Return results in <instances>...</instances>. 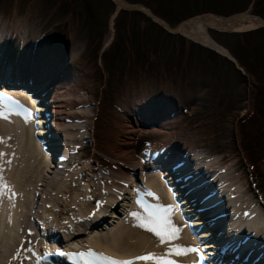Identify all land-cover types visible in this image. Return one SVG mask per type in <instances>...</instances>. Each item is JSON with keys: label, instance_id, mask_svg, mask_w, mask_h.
<instances>
[{"label": "rangeland", "instance_id": "374dc122", "mask_svg": "<svg viewBox=\"0 0 264 264\" xmlns=\"http://www.w3.org/2000/svg\"><path fill=\"white\" fill-rule=\"evenodd\" d=\"M120 1L137 5L140 11L117 9L113 0H0V23H6L9 31L13 29L18 34L29 30L36 38L52 34L65 37L60 40H66L62 43L64 50L76 57L72 64L79 65L82 85L68 96L86 98L83 111L97 112L88 118L94 122L93 135L90 130L78 133L80 140L75 144L79 150L71 155L81 166L90 163L96 172L97 177L91 176L86 182L105 191L113 188L115 194L118 187L123 193L135 184L142 187L149 170L139 167L144 163L143 153L156 143L169 140L175 146L172 139L181 136L194 151L199 165L204 162L200 157L214 159L213 163L224 168L225 177L239 183L244 203L254 207L258 201L264 209V24L241 31L208 29L210 37L227 50L237 65L174 32L180 24L206 16L231 18L249 12L264 21V0ZM142 9L170 31L154 23ZM155 91L173 95L181 106H187L188 113L178 117L168 130L141 125L129 159H114V151L110 150L118 142L125 121L132 122L124 111L131 112ZM72 111L74 114L75 108ZM1 131L0 151L4 148L3 160L9 166L0 165V191L4 193L0 197V212L4 209L0 218V264L13 262L20 249L21 264H27L29 249L44 242V236L40 237L45 226L42 215L53 194L50 185L45 184L41 195H36L40 204L33 216L25 198L32 174L38 172L42 163L48 165L53 160L44 145V158L39 160L35 155V162H31L32 157L21 158L18 140L10 134L3 136ZM152 167L150 170H154ZM66 172L73 177L78 171ZM78 175L80 180L84 176ZM100 176L109 179L102 180ZM122 179L127 180V185L117 184ZM79 184L73 182L71 188L84 191ZM64 198L59 209L67 210L69 199ZM108 205L105 209L109 215L117 212L118 205ZM14 211L19 212L17 216ZM55 219V214L52 219L49 217L52 222ZM6 224L9 228H5ZM84 235L87 231L81 237Z\"/></svg>", "mask_w": 264, "mask_h": 264}, {"label": "bare ground", "instance_id": "6f19581e", "mask_svg": "<svg viewBox=\"0 0 264 264\" xmlns=\"http://www.w3.org/2000/svg\"><path fill=\"white\" fill-rule=\"evenodd\" d=\"M113 1L117 9L126 7L120 0ZM146 14H149L147 10ZM261 24H264L262 19L253 17L249 12H246L231 18L198 17L179 25L175 30L191 41L212 47L226 54L227 50L210 37L208 29L241 31ZM12 31L14 30L12 29ZM12 31H9L6 23H0V32H2L0 34V97L6 95L8 98L7 100H0V113L4 117L0 118L1 133L3 136L10 134L18 140L21 158L25 156L32 157L31 162H35L37 155L39 160L44 158L46 155L43 152L44 145L45 149L50 151V157L54 161L48 165L42 163L41 168L39 167L40 170L38 168V172L32 174L29 193L25 198L27 210L33 216L39 208L37 204H40V202H37L36 195H41L40 192L43 191L45 184L50 185L53 194V197L52 195L48 197V205L45 206L44 215H42V222L45 226L40 237L44 236V242H41L40 245L37 243V248L29 249L27 264H71L69 259H66V254L87 253L89 250L103 256L109 255L114 260L119 258L122 261H133L134 264H155V261H143L137 258L152 253L159 255L167 253L169 250H173L172 255L166 256L164 259H170L174 264H264V235L253 237L255 233H261L258 232L260 229L264 234L263 204L257 201L254 205L252 202L251 204L254 207L250 206L248 208L240 198L242 208H231V197H238L240 193L239 183L234 182V180H232L234 183L230 181L231 186L228 189L225 187L219 191L210 187L192 191V189H197L199 185L196 184L191 189L188 185L189 180L190 186H192V182H196L195 177H198L187 167L188 161H191L188 154L193 152L190 146L185 148L189 152L184 157L185 154H182V150H178L176 146L172 147L170 140L164 142V144L156 143L157 145H154L151 151L149 149L146 152L157 153L159 149L162 150L165 159L164 164L161 167L158 164L159 162L155 161L152 163L155 166L154 170L149 172L151 167L147 163L145 165L141 163L139 167L144 171L149 168L144 185L139 187L135 184L134 188L131 187L127 193H123L124 190L121 187L117 188L115 194L111 191L113 188L105 191L103 187L99 189V187L87 183L86 181H90L89 177H97L96 172L92 170L90 163H84L81 166V163L77 162V159H72L71 155L79 150L75 144L80 140L78 133H86L90 130V136L93 135L94 128L92 126H94V122L92 123L88 118L97 113L92 114L89 112L85 114L82 108L85 107L83 105L87 102L86 98L81 100L68 96L70 92L77 91L82 85L81 76L78 73L80 68L77 67L79 65L73 66L71 64L72 68H70L69 63L65 62L66 59L62 60L57 56H48L50 53L48 49H40L39 41L44 42L50 37L36 38V35H32L29 30H24L23 33L18 32L15 36ZM30 36H33L32 39H29ZM56 41L57 38H51V44L55 42L53 44L56 45ZM30 52L32 54H29ZM64 56L71 63L76 60L75 55H71L72 58H69L67 54ZM27 90H31L30 93L34 92L40 101L38 104L35 105L28 93L25 92ZM151 105V112L153 111L156 118L139 117L138 114L141 112L139 109H133L131 112L123 110L124 115L132 118V122L125 121V128L118 142L110 150L114 151L112 156L114 159H129V156H131L130 151L138 137V127H141V125L147 123V125L156 127L152 125L154 123L158 125L157 128L165 129L167 125L172 123L171 114L174 109H171L169 103L167 105L169 106L168 109L166 103L164 105L157 104V101H155ZM136 107L139 108L140 104ZM73 108H76L74 114L72 113ZM162 109L166 110L163 111ZM29 112L31 115H28ZM151 112L149 117H152ZM174 113L181 116L178 109L174 110ZM142 114L141 116L147 115V111ZM25 116L28 117L27 122ZM135 116L137 117L135 118ZM174 119H177V117H174ZM92 141L95 143L94 138H92ZM146 152L143 153L144 159L145 155L149 156ZM0 153L5 154L4 148ZM108 154L112 155L111 152H108ZM5 156L6 154L0 156V165L6 168L9 165L5 166L4 161L6 159L3 160ZM54 163L57 165H53ZM115 168L119 169V172L121 171L120 167L115 166ZM181 168H183L182 171ZM207 168L208 165L206 164V167L204 165L201 169L206 171ZM220 168L214 170L218 173V176L222 172V167ZM73 169L78 171L74 173V176H77L75 179L74 176L71 177L66 172ZM174 169L178 173H175L173 179L170 178L169 173L174 172ZM153 172L155 173L149 175ZM79 173L84 175L81 180ZM175 177L180 180L183 178L188 179L182 181L183 184L188 186V190L190 189V192L184 190L188 195L184 196L179 191L180 189L177 186L179 185V179L176 181ZM105 178L109 179L106 176H100L99 179L103 180ZM172 179L173 183H171ZM77 181L78 184L80 182V186L81 184L84 186V191H81V188L75 190L71 188V183ZM117 184L127 185V180L117 181ZM171 188H173L172 193L170 192ZM229 189L232 190L229 201L225 199V204L220 200L216 201L221 202L222 208L227 209L226 212H221L222 210L216 206L210 209L211 212H221L220 214L224 217H219L218 223L209 219L204 220V223H202L203 221H200L202 219H198V217L186 218L188 214L185 212L189 210L186 209V206L189 204L193 206L198 198L201 200L205 198L207 205H213L216 202H211V197L223 198L226 195L224 191H229ZM191 191L193 194H191ZM149 192L153 193L154 196L149 195ZM62 193H66L69 199L67 210H65V207L59 209L64 204V197H66ZM156 197L159 199H156ZM137 201H143L144 204L153 206L157 204L166 207L172 206L168 215L170 223L176 229H179L176 233L177 238L161 243L159 238L152 232L139 227L138 224L146 222L137 220L132 216V213H140L141 216L146 215V213ZM50 203H53V206ZM109 203L111 206L118 205L117 212L113 211L112 215H109L105 209L109 207ZM191 205H189L190 208ZM246 209L248 213L245 212ZM6 211L10 210L6 208ZM227 211L231 214L229 215ZM53 212L56 219L52 222L49 217L53 218ZM14 213L17 216L19 212L14 211ZM3 214L4 209L0 212L1 219ZM245 214H248L246 218ZM198 216L201 217L199 214ZM189 220H191L190 226L187 223ZM213 223H216V225H213ZM196 227H200V230L197 231ZM5 228H9L8 224L5 225ZM83 229L87 231V235L81 237L85 233ZM192 229L196 233H192ZM21 247H24V244H21ZM177 249L182 250L183 254H175ZM188 249H197V251H186ZM21 250L17 252L16 259L9 264H21ZM197 255L202 258L197 257ZM251 256L257 257L256 262L250 258ZM24 258L27 259V257ZM78 259H81L80 255ZM72 263L75 264L76 262Z\"/></svg>", "mask_w": 264, "mask_h": 264}, {"label": "snow or ice", "instance_id": "6c2138e0", "mask_svg": "<svg viewBox=\"0 0 264 264\" xmlns=\"http://www.w3.org/2000/svg\"><path fill=\"white\" fill-rule=\"evenodd\" d=\"M28 115H31L29 112ZM0 118H4L3 114L0 113ZM26 122L28 121V117L25 116ZM0 142H3L0 140ZM5 155L4 153H0V156ZM2 171V169H0ZM3 180V176H0V181ZM3 191H0V197L3 196ZM149 195H153V193L149 192ZM156 199H159L156 197ZM141 204V206L144 208L146 215L141 216L140 213H132V216L136 218L137 220H143L146 223H140L138 224L139 227L145 228L147 231L152 232L154 235H156L161 243H166L171 241L172 239L177 238L176 233L179 231V229H176L174 225L170 223L169 218V212L171 211L172 206H164L157 204L155 206L153 205H147L144 204L143 201H137ZM186 251H197V249H188ZM173 250H169L167 253L163 254H148L145 256L138 257V260L143 261H155V264H174V262L170 259H164L166 256L172 255ZM175 254H183L182 250H175ZM81 258H84L87 260V264H134L133 261H120V260H113L109 257H104L102 254H97L89 250L87 253H80L79 254ZM97 258H99V261H97Z\"/></svg>", "mask_w": 264, "mask_h": 264}, {"label": "water", "instance_id": "95a60500", "mask_svg": "<svg viewBox=\"0 0 264 264\" xmlns=\"http://www.w3.org/2000/svg\"><path fill=\"white\" fill-rule=\"evenodd\" d=\"M66 54H67L68 56L70 55L69 52H67ZM62 56H64V55H62ZM61 58H62V60H64V59H65V56H64V57H61Z\"/></svg>", "mask_w": 264, "mask_h": 264}]
</instances>
